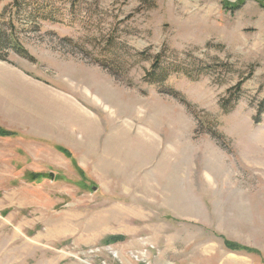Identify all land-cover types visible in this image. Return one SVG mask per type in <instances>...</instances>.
Masks as SVG:
<instances>
[{"label":"rangeland","instance_id":"obj_1","mask_svg":"<svg viewBox=\"0 0 264 264\" xmlns=\"http://www.w3.org/2000/svg\"><path fill=\"white\" fill-rule=\"evenodd\" d=\"M222 1L0 0V264H264V0Z\"/></svg>","mask_w":264,"mask_h":264},{"label":"trees","instance_id":"obj_2","mask_svg":"<svg viewBox=\"0 0 264 264\" xmlns=\"http://www.w3.org/2000/svg\"><path fill=\"white\" fill-rule=\"evenodd\" d=\"M223 7L227 10H231V11H236L242 8V6L244 5L243 2L241 3H237V4H231L230 2L223 0L222 1ZM261 5L264 7V5L261 2ZM1 18H3L1 16ZM11 23V22H10ZM2 25L0 24V60H6L7 56L9 55V52L4 53L2 52L1 48L4 45H8L10 47L11 50L15 51L17 54L21 55L22 57H26V58H30L31 55L29 54L28 51H26L22 44L19 42V39L14 31V24H10V30L9 32L7 30H5L4 27H1ZM137 55H145L144 53H138ZM109 60L110 62V69L112 67H114V69L116 68V70L118 69L120 71V69H123V66L121 64H123L121 62V60L119 59V56L114 53L113 57H110ZM102 65H107L104 62L102 63ZM113 68L111 70H113L114 72H116ZM183 73L185 75H188L189 77H192V74L186 70H183ZM171 75V70L169 67H163L161 66L160 62H159V56H158V60L155 61V63L152 66V70L148 72V74L146 75L145 79L147 82H149L150 84H163L165 83L169 77ZM243 85V80L239 82V84L231 90V95L234 97L233 100L235 101L234 104H232V100L231 99H224L221 103H220V108L221 111L224 114H228L230 111H232V109L235 108L236 106V102L238 99V95L241 91V87ZM178 97V96H177ZM184 98H181V100L183 101ZM190 104H188V107L191 108V106H189ZM194 114L196 116V118L203 123V118L204 116L198 112H196L194 110ZM213 123V124H212ZM217 122H215L214 120L211 122V127H209V129L212 131V133H214L213 135L218 138L221 139V136L218 132H215L216 129H214V125ZM216 126V125H215ZM11 132H8L6 130H4V128L0 127V135H10ZM63 152H67V150L62 149ZM67 154H69L67 152ZM70 155V154H69ZM224 245L230 249V250H235V249H240L235 243H232L228 240H225Z\"/></svg>","mask_w":264,"mask_h":264},{"label":"bare ground","instance_id":"obj_3","mask_svg":"<svg viewBox=\"0 0 264 264\" xmlns=\"http://www.w3.org/2000/svg\"><path fill=\"white\" fill-rule=\"evenodd\" d=\"M135 124V123H134ZM154 133V132H153ZM153 137V136H152ZM154 140V139H153ZM159 143V142H158Z\"/></svg>","mask_w":264,"mask_h":264}]
</instances>
